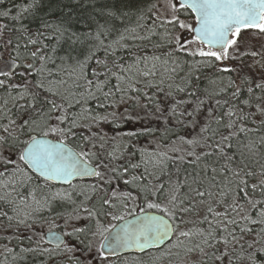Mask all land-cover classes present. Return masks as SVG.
Instances as JSON below:
<instances>
[{
	"label": "snow or ice",
	"instance_id": "obj_1",
	"mask_svg": "<svg viewBox=\"0 0 264 264\" xmlns=\"http://www.w3.org/2000/svg\"><path fill=\"white\" fill-rule=\"evenodd\" d=\"M0 264H264V0H0Z\"/></svg>",
	"mask_w": 264,
	"mask_h": 264
},
{
	"label": "trees",
	"instance_id": "obj_2",
	"mask_svg": "<svg viewBox=\"0 0 264 264\" xmlns=\"http://www.w3.org/2000/svg\"><path fill=\"white\" fill-rule=\"evenodd\" d=\"M15 3H20L21 0H14ZM7 6H10V5H7ZM14 14V13H13ZM4 22H7V21H4Z\"/></svg>",
	"mask_w": 264,
	"mask_h": 264
}]
</instances>
